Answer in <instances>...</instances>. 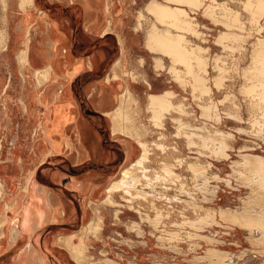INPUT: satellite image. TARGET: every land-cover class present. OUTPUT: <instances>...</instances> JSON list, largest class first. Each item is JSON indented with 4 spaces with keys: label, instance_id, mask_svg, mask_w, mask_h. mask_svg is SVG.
Returning <instances> with one entry per match:
<instances>
[{
    "label": "rangeland",
    "instance_id": "1",
    "mask_svg": "<svg viewBox=\"0 0 264 264\" xmlns=\"http://www.w3.org/2000/svg\"><path fill=\"white\" fill-rule=\"evenodd\" d=\"M251 1L253 5L250 0H198L196 8L175 0H114L111 16L121 17L128 61L140 76L137 80L131 77L132 91L139 97L138 102H131L137 110L132 111V118L147 145L144 162L131 165L132 175L125 186L119 184L106 199L107 188L122 179V171L130 163L123 159L122 143L126 139L133 142L131 161L143 150L137 137L124 133L116 137L113 120L97 117L87 99L92 96V84L113 75L122 53L120 43L113 32L104 37L106 21L101 17L99 29L86 39L85 12L79 0H35L26 7L37 11L36 19L28 25L32 65L24 67L19 54L25 37L17 28L22 11L18 0H0V30L6 25L4 45H9L0 46V230L5 228L7 234L4 224L8 219L9 234L13 235L14 220L22 218L29 198L18 202L17 197L24 195L27 179L35 171L41 184L54 192L64 191L72 206L67 213L62 209L38 234L54 249L45 253L50 264H81L83 259L84 264H126L130 258L135 264H154L153 252L159 258L155 264H180L184 256L228 264L232 258L227 253L248 254L246 259L256 251L261 253L255 261L259 264L264 259V226H260L264 224V185L260 186L264 168L260 171L255 161H264V77L257 73L256 64L259 52L264 54V8L259 11L255 4L259 0ZM155 2L181 11L164 17L150 8ZM8 13L10 20H6ZM45 13L58 19L68 33L72 63L100 48L104 53L93 69L75 73L73 85L80 105L78 123L96 118L103 126L102 145L111 156L88 155L72 146L51 153L45 149L48 142L38 126L45 105L38 101L37 109L34 106L28 113L20 106L21 96L33 95L36 86H44V71L37 70H43L45 62L35 61L34 55L36 46H48L49 23L37 20ZM154 28L174 39V44L178 40V46H172L171 51L153 49L150 34ZM110 29L117 32L118 28L112 24ZM174 47L181 53L174 52ZM62 57L61 63L66 65L68 60ZM165 89L172 94L170 103L153 108L151 95ZM70 134L73 140L78 137L75 129ZM113 137L121 145L112 144ZM48 153L49 159L41 161ZM96 159L103 164L100 171L96 165L90 166ZM71 160L78 161L75 167L79 172H73ZM92 170L95 174L89 179H95L99 189L85 203L66 185L72 176ZM53 171L60 172L59 179L51 176ZM32 180H28L27 192ZM56 201L64 205L59 195ZM81 208L89 209L88 213L81 216ZM249 213L257 217L248 218ZM95 218H101L96 222L101 228L84 229ZM27 245L22 238L14 247L0 251V264H11ZM74 246L85 250L79 259L74 256Z\"/></svg>",
    "mask_w": 264,
    "mask_h": 264
},
{
    "label": "crops",
    "instance_id": "2",
    "mask_svg": "<svg viewBox=\"0 0 264 264\" xmlns=\"http://www.w3.org/2000/svg\"><path fill=\"white\" fill-rule=\"evenodd\" d=\"M18 0L19 8L22 11L21 13V20L18 23V29L21 31L23 35V45H21V53L19 54V61L20 64L26 67L27 63L32 65V62L30 60V51L31 48L30 45V32H29V23L31 20H33L36 14V9L32 8H26L28 7L29 3H23L25 1ZM35 2V0H32ZM31 1V3H32ZM82 3L83 10L85 12V24H84V36L86 39L90 36V32L97 31L99 29L98 25L99 22L98 19L101 17L104 19V22L106 21V28L103 32L104 37L108 34L114 33V36L116 40L120 43L121 48V57L117 59L114 69H113V75L107 76L104 81L94 83L92 84V96L91 98L87 97L88 101L90 102L91 108H93L95 111H97V114L99 116L97 117H110L113 120V132L116 134V137L118 133H124L129 134L134 137H137V143L138 146H143V150L141 155L136 158L134 161H131V156L133 152V142L130 139H126V142L122 143L125 146L124 156L123 159L125 162H130L128 166H131L135 162L138 161V159L142 156L144 153V148L147 145L145 140L141 138V135L143 132H141V128L139 129L137 127L138 124H135V120L132 118V111L136 109L133 108L131 102H138L139 97L135 95V93L132 91V86L134 83H131V77L135 80H137L140 76L134 71L131 67V63L128 61L126 50L129 46H126L125 40H127V35L124 34L123 30H125L124 26L121 22V17L118 16H111L113 14V10L116 8V3L114 0H79ZM10 2V0H9ZM8 2V3H9ZM104 2V4H102ZM24 5H23V4ZM27 5V6H26ZM10 8V7H9ZM114 8V9H113ZM36 10V11H35ZM9 12V9H8ZM10 13V12H9ZM8 13L6 20L11 19V15ZM102 15V16H100ZM20 16V15H19ZM98 17V18H97ZM37 20L39 22H48V46H36L35 50V61L42 60L45 62V68L43 70L38 69L37 71H44L42 74V77L44 80L41 82L44 83V88L42 89V86H36L35 91L33 95L26 96L25 94L21 96L20 98V106L23 108L24 112L28 113L30 109H37L38 101H41L45 105V111L43 113V119L42 122L38 125L40 126V130H42V133L44 135L45 141L50 142V144H46L45 149H49L51 153H57L59 151L69 149V146H72L73 148L76 147L82 152L86 154H94L97 156H100L101 158H106L108 156L113 155V153L102 145L105 144V142H102L103 138V126L96 121V118L87 117V120L82 124L78 123L79 117H77V112L80 110L79 102L75 99V90L73 85V77L75 73H78L80 71H84V69H93L95 64L98 60H101L104 57V53H102L101 48L98 50H95L93 53L89 52L87 57L78 56L74 59L73 63L71 61V46H69V37L68 33H65L60 25L58 19L53 17L49 18L47 14L43 16L37 17ZM6 22V21H5ZM112 24L115 25L117 29V32L112 31L110 28L112 27ZM134 29L138 30V25L134 26ZM2 30V29H1ZM0 30V31H1ZM3 30L6 34H8V30L6 28V25L3 27ZM9 46V45H6ZM170 48V47H169ZM27 52V53H26ZM27 54V55H26ZM156 54V53H155ZM21 55V56H20ZM184 55V54H183ZM26 58H25V57ZM68 60L66 65H62L61 61L63 59ZM21 57V58H20ZM24 58V59H23ZM157 60H159V56H156ZM25 60V61H24ZM141 63H143V60H141ZM127 68L131 71H128ZM47 75H46V74ZM123 73V76H122ZM111 77H115L116 81L111 82ZM110 81V83L108 82ZM145 83L146 82L145 80ZM150 83V81H149ZM170 89H165L163 92L155 94V95H161L165 94L167 95L166 101H164L161 104H157L155 107H163L167 106L166 104L170 103L171 100V93H169ZM153 96V95H151ZM150 103H151V97H150ZM152 106V105H151ZM155 108L154 106H152ZM42 128V129H41ZM72 129H75L78 134L76 140H73L72 134H70V131ZM120 140L118 138L113 137L111 139V143L115 144L116 147H118V144ZM48 154H43V159L41 161H45L48 158ZM72 161V160H71ZM107 161V160H106ZM93 165H96L94 168L97 170H101L98 168H101L103 165L100 159L92 160ZM74 161L71 162L70 167L73 169V172H79L76 170L75 166H79L76 161L75 164ZM126 166V167H128ZM125 167V168H126ZM81 170V169H80ZM84 170V169H83ZM82 170V171H83ZM95 172L89 171L83 175H74L71 178L68 179L66 187L71 190V192H74V194H79L84 198V202L87 203V200L89 201L90 196H93L94 193L97 192L99 183L95 182V179L90 180L89 177L93 176ZM51 176L55 179H59L60 172L59 171H53ZM93 178V177H92ZM30 179H36L35 178V171L32 175L27 179V185L28 180ZM54 180V179H53ZM38 182V190L36 191V194H38L37 204L41 205L42 208H46V212L44 215V222L42 226H38L36 223L33 226V231H42L46 223H52L58 218L61 213L62 209H64L65 213H67V209H69L70 202L67 200V198L62 194L63 192L56 191L49 189L47 186L41 184L38 179H36ZM27 185H26V192L23 196L20 195V197H17L18 202L26 198L28 195L27 192ZM111 185H109L110 187ZM109 187L107 188V197H112V193L109 192ZM67 192V191H65ZM68 193V192H67ZM56 195H59L62 203L56 201ZM105 199V201H106ZM39 202V203H38ZM89 209L81 208V216L88 213ZM84 212V213H83ZM97 212V213H96ZM96 216L98 217L99 209L96 210ZM237 218V214L235 215V219ZM101 220V218H95L93 221H90L84 229H92L96 228L98 223V220ZM241 219V216H240ZM252 221V220H250ZM10 221L7 219V222L5 223L6 227V235L2 238V245L0 246V251H5V249H9L14 247L16 243H19L20 239H24L25 242H28V245L26 246L25 250L19 254L18 256L14 257L11 264H50L49 259L47 257L46 251L47 249L51 248L46 241L43 242V240H40L38 237V234L35 233L33 235L28 234H21L19 237L13 239L12 236L9 234L10 225H7ZM101 228V225H98L99 229ZM29 240V241H28ZM4 243H6L4 245ZM34 245L32 247L31 245ZM78 244V243H76ZM259 249V247L257 248ZM45 251V252H44ZM70 251V250H69ZM214 252H219L218 250ZM213 252V253H214ZM208 253V252H207ZM256 254L248 256V258L245 259L246 256H238L237 252H234L233 255L231 253H227L228 257L232 258L231 262H228V264H257L255 261L257 259H260L261 253L259 251L255 252ZM122 254V253H121ZM153 257L152 260L155 263H158V259L154 256H157L155 252L152 253ZM159 254H161V251H159ZM215 254V253H214ZM188 255L187 254H182ZM70 256L73 260L77 262V260L72 256L70 253ZM208 256V255H207ZM185 257V256H184ZM182 258L180 264H209L207 261L204 263L202 261L194 260L193 258ZM84 260V259H83ZM83 260L79 263L84 264ZM135 261L134 258H130L127 260L126 264H135L133 263ZM229 261V260H228ZM238 261V262H237ZM63 262V260H61ZM261 262V263H260ZM154 263V264H155ZM63 264V263H62ZM259 264H264V259L259 261Z\"/></svg>",
    "mask_w": 264,
    "mask_h": 264
},
{
    "label": "bare ground",
    "instance_id": "3",
    "mask_svg": "<svg viewBox=\"0 0 264 264\" xmlns=\"http://www.w3.org/2000/svg\"><path fill=\"white\" fill-rule=\"evenodd\" d=\"M4 1V0H3ZM6 1V0H5ZM23 1H25V2H23ZM22 2L23 3H30L32 0H23ZM156 1V0H155ZM175 1H179V2H189V4H191V5H195L196 6V8H197V6H200V2H198V0H175ZM7 2H8V0H7ZM6 2V3H7ZM33 2V1H32ZM152 2V1H151ZM263 2L264 1H262V0H259V1H257V2H255V4H256V6H257V8H258V10L259 11H261L263 8H264V4H263ZM22 3V4H23ZM5 4V3H4ZM150 4H152V3H150ZM177 4H178V2H177ZM250 4L251 5H253L254 4V2H252L251 0H250ZM24 5V4H23ZM27 6V5H26ZM155 6V7H154ZM6 7V6H5ZM150 8L151 9H153L154 11H157L158 12V14H159V12H160V14L159 15H164V17L166 16L167 17V14L169 13H171V14H173V15H175L176 14V12L178 11L177 9V11H174V9H170L171 8V6L169 7L168 5H166V4H162V3H160V4H157L156 5V2H155V5H152V6H150ZM149 8V9H150ZM7 9V8H6ZM150 9V10H151ZM179 9V8H178ZM181 11V10H180ZM180 11H178L177 13L179 14V12ZM3 12H4V10H3ZM157 14V13H156ZM181 14V13H180ZM169 17H172V16H169ZM182 19V18H181ZM174 23L176 24L177 22H175L174 21ZM153 32H151V34H150V38H151V42L153 43V45H151V46H153V49H159V48H161L162 50H170L171 51V47L172 46H178V40H177V43L176 44H174V39H173V41H171L172 40V38H171V40H170V38L166 35V37L165 36H163L159 31H156V29L154 28L153 30H152ZM8 33V32H7ZM8 34H6L5 33V31L2 29L1 31H0V46H6V44L4 45V41H5V39H6V36H7ZM181 46H182V44H181ZM170 47V48H169ZM180 47V46H179ZM181 48V47H180ZM178 51V49L176 50V48L174 47V52H177ZM167 52V51H166ZM169 52V51H168ZM179 52H180V50H179ZM27 53V52H26ZM170 53V52H169ZM178 53V52H177ZM181 53V52H180ZM180 53H178V54H180ZM188 53V52H187ZM184 54V53H183ZM27 55V54H26ZM186 55V54H185ZM21 56V55H20ZM177 56V55H176ZM190 56V55H189ZM25 57V56H24ZM21 58V57H20ZM26 58V57H25ZM178 58V57H177ZM179 58H182V54H181V56L179 57ZM189 58V57H188ZM24 59V58H23ZM185 60V59H184ZM25 61V60H24ZM188 60L186 59V62H187ZM258 63L259 64H256V66H257V73L258 74H262V76L264 77V54H263V52H259V61H258ZM37 72H39V71H37ZM46 74V73H45ZM47 75V74H46ZM261 82H264V81H261ZM254 89H255V86L254 85H252V86H250V92L252 93V91H254ZM262 96H264V95H262ZM166 97H167V95H165V94H161V95H153V96H151V105L152 106H156L157 104H161V105H163L162 103L164 102V101H166ZM264 99V98H263ZM158 106V105H157ZM156 108V107H155ZM9 121V120H8ZM145 156H146V153L144 152L143 154H142V156L138 159V161L137 162H135L134 164H132V166H134V165H136V164H141L142 162H144L143 160H144V158H145ZM258 159V160H257ZM256 159V161H255V163H257V167L259 168V170L261 171V170H263V168H264V161H261L259 158H257ZM132 166H128V167H126V168H124L123 169V171H122V179H120L119 181L117 180V181H115L113 184H111V186L109 187V192L110 193H112L113 191H115V189L117 188V186L120 184V185H123V186H125V183L127 182V180H128V178L129 177H131V175H132ZM138 167V166H137ZM143 169V168H142ZM259 170H256V171H259ZM32 180V179H31ZM33 180H35V181H33ZM32 180V182L30 183L31 184V187H30V190H29V192H28V195H27V197H29V198H27V203H26V205H24L23 206V208H22V211H21V216H22V218L20 219H15L14 220V228H13V235H12V238L13 239H15V238H17V237H19V235H21V234H28V235H33V234H35V233H40V231H33V226L35 225V223L38 225V226H42L43 225V223L42 222H44V215H45V212H46V208L44 207V208H42L41 207V205H38L37 204V198H38V194H36V191L38 190V182L36 181V179H33ZM135 180V179H134ZM130 182H131V180H130ZM263 185H264V174H261L260 175V186H262V188H263ZM129 186V185H128ZM119 187V186H118ZM264 189V188H263ZM255 190V189H254ZM37 197V198H36ZM110 198V197H109ZM260 202V201H259ZM258 202V203H259ZM261 202H263V201H261ZM261 202H260V204H261ZM39 203V202H38ZM262 204H264V203H262ZM19 211H20V208H19ZM248 216V218H249V215H253L252 213L250 214H247ZM261 215V214H260ZM260 215H258L259 217H260ZM263 215V214H262ZM254 216V215H253ZM253 216H251L250 217V219H253L254 217ZM264 216V215H263ZM257 217V216H256ZM255 217V218H256ZM261 219H262V217H261ZM261 219L259 220L260 221V223L262 222L261 221ZM254 220V219H253ZM258 219H256V221H257ZM263 220H264V217H263ZM259 221L257 222L258 224H260L259 223ZM5 222H3L2 223V225L4 224ZM41 223H42V225H41ZM263 223V222H262ZM261 223V224H262ZM260 224V226H264V224H262L261 225ZM5 225V224H4ZM3 227V226H2ZM12 230V229H11ZM12 234V233H11ZM5 235V228H3L2 230H0V246L2 245V238H3V236ZM85 245V244H84ZM32 247H34V245L32 244L31 245ZM74 248L76 249V247L74 246ZM74 249V250H75ZM71 251V250H70ZM84 248L83 247H79V248H77L75 251H74V256H75V258L77 257V259H79L82 255H83V253H84ZM226 261V260H225Z\"/></svg>",
    "mask_w": 264,
    "mask_h": 264
}]
</instances>
